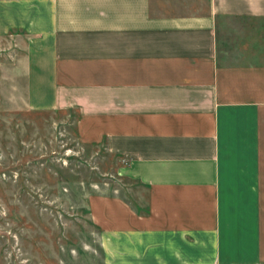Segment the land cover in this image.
<instances>
[{
  "label": "crops",
  "instance_id": "1",
  "mask_svg": "<svg viewBox=\"0 0 264 264\" xmlns=\"http://www.w3.org/2000/svg\"><path fill=\"white\" fill-rule=\"evenodd\" d=\"M7 34L33 105L151 187L92 207L100 264H264V0H0Z\"/></svg>",
  "mask_w": 264,
  "mask_h": 264
},
{
  "label": "rangeland",
  "instance_id": "2",
  "mask_svg": "<svg viewBox=\"0 0 264 264\" xmlns=\"http://www.w3.org/2000/svg\"><path fill=\"white\" fill-rule=\"evenodd\" d=\"M24 43L0 36V264H100L92 207L138 209L151 187L118 172L124 158L87 139L76 111L33 105Z\"/></svg>",
  "mask_w": 264,
  "mask_h": 264
}]
</instances>
